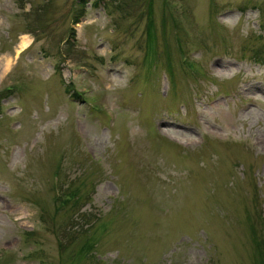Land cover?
Returning a JSON list of instances; mask_svg holds the SVG:
<instances>
[{
  "label": "rangeland",
  "instance_id": "rangeland-1",
  "mask_svg": "<svg viewBox=\"0 0 264 264\" xmlns=\"http://www.w3.org/2000/svg\"><path fill=\"white\" fill-rule=\"evenodd\" d=\"M0 264H264V0H0Z\"/></svg>",
  "mask_w": 264,
  "mask_h": 264
},
{
  "label": "bare ground",
  "instance_id": "bare-ground-1",
  "mask_svg": "<svg viewBox=\"0 0 264 264\" xmlns=\"http://www.w3.org/2000/svg\"><path fill=\"white\" fill-rule=\"evenodd\" d=\"M28 44V39L26 38V36H22V40L20 42V47L24 48L26 45ZM230 66H227L225 63H223L221 65V68H219L218 70L222 73L225 74L226 70H229Z\"/></svg>",
  "mask_w": 264,
  "mask_h": 264
},
{
  "label": "trees",
  "instance_id": "trees-1",
  "mask_svg": "<svg viewBox=\"0 0 264 264\" xmlns=\"http://www.w3.org/2000/svg\"><path fill=\"white\" fill-rule=\"evenodd\" d=\"M79 2L80 3H82V4H84V0H79ZM83 15V13H82V11H80V14H79V16L77 17H75V19H74V24H76V23H78L79 22V19L81 18V16ZM60 196V195H59ZM58 196V197H59ZM82 216H84V217H88V213H82ZM92 222L93 221H90V224L92 225Z\"/></svg>",
  "mask_w": 264,
  "mask_h": 264
}]
</instances>
